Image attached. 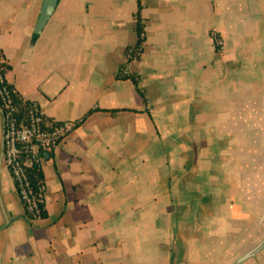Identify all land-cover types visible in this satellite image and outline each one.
Returning <instances> with one entry per match:
<instances>
[{
    "label": "crops",
    "instance_id": "0c3cea01",
    "mask_svg": "<svg viewBox=\"0 0 264 264\" xmlns=\"http://www.w3.org/2000/svg\"><path fill=\"white\" fill-rule=\"evenodd\" d=\"M44 1L0 0L5 76L78 123L31 220L0 112V264H264V0Z\"/></svg>",
    "mask_w": 264,
    "mask_h": 264
},
{
    "label": "built area",
    "instance_id": "2783aa9c",
    "mask_svg": "<svg viewBox=\"0 0 264 264\" xmlns=\"http://www.w3.org/2000/svg\"><path fill=\"white\" fill-rule=\"evenodd\" d=\"M142 38L141 30L138 43L126 49L128 60L135 59L139 55ZM213 39L216 45L220 44V39L215 33ZM3 63L5 61L0 55L2 161L12 176L25 213L31 220H37L43 215V184L36 189L33 188L27 175V167L33 161H38L40 166L39 153L55 148L78 122L46 119L34 102H27V116L25 121L21 120L18 117V104L13 98L15 90L6 79ZM119 74L126 75L128 71L121 69Z\"/></svg>",
    "mask_w": 264,
    "mask_h": 264
},
{
    "label": "trees",
    "instance_id": "16d2710c",
    "mask_svg": "<svg viewBox=\"0 0 264 264\" xmlns=\"http://www.w3.org/2000/svg\"><path fill=\"white\" fill-rule=\"evenodd\" d=\"M137 30L138 33L142 30V25L140 23V18L138 17V15H137ZM3 68L6 71L7 65L5 63H3ZM13 98L19 107L18 117L21 120L25 121L27 116V102L21 101L20 97L16 92L14 93ZM41 154L42 152L39 153L40 156ZM27 175L33 188L36 189L40 184H43L42 173L38 161H33L32 164L29 167H27Z\"/></svg>",
    "mask_w": 264,
    "mask_h": 264
},
{
    "label": "water",
    "instance_id": "95a60500",
    "mask_svg": "<svg viewBox=\"0 0 264 264\" xmlns=\"http://www.w3.org/2000/svg\"><path fill=\"white\" fill-rule=\"evenodd\" d=\"M55 6V0H45L43 3V6L41 8L39 19L36 27V31H39L41 27L44 25L45 21L51 14L53 8ZM264 247V236L257 242L253 248H251L248 252H246L240 260H244L245 258L249 256H253L257 251H259L261 248Z\"/></svg>",
    "mask_w": 264,
    "mask_h": 264
}]
</instances>
